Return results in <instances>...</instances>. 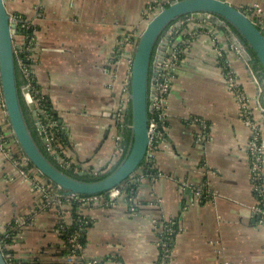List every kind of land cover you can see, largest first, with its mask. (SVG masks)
Masks as SVG:
<instances>
[{
    "label": "crops",
    "instance_id": "crops-1",
    "mask_svg": "<svg viewBox=\"0 0 264 264\" xmlns=\"http://www.w3.org/2000/svg\"><path fill=\"white\" fill-rule=\"evenodd\" d=\"M156 1L160 8L173 0H5L19 36L32 39L30 65L64 130L76 174L100 175L124 153L131 125L125 116L118 123L117 114L122 105L129 110L133 47ZM226 1L264 10V0ZM19 21L28 29L21 30ZM180 22L186 46L168 97L166 139L156 148L160 175L142 181L136 213L125 202L85 210L91 227L84 256L106 264H157L160 224L173 220L180 231L171 264H264V223L255 211L248 152L252 131L228 87L224 62L240 79L257 118L264 109L263 68L243 58L232 28L191 16ZM25 111L35 126V113L31 107ZM14 149L0 139V234L14 232L7 247L18 264H57L58 210L43 209L20 174ZM199 186L214 199L197 201L193 187Z\"/></svg>",
    "mask_w": 264,
    "mask_h": 264
},
{
    "label": "built area",
    "instance_id": "built-area-1",
    "mask_svg": "<svg viewBox=\"0 0 264 264\" xmlns=\"http://www.w3.org/2000/svg\"><path fill=\"white\" fill-rule=\"evenodd\" d=\"M245 12L259 28L264 30V10L261 6L254 5L247 8ZM17 19L15 18V21H17ZM19 22L22 23L20 25L21 30H23V28L28 29L24 21ZM180 27L181 24L174 25L164 38L163 44L168 50L161 63L160 71L157 77L152 80L150 88V145L148 156L144 162L145 165L141 168L142 171L135 174L128 181L130 184L127 183V186L145 178V169L149 166L153 167L157 150L156 148L160 147L166 139L169 116L168 97L176 79L177 68L185 53V47L182 48L174 43V38L180 35ZM21 37L24 38V42ZM28 40H32L28 35L19 36V30L17 27L14 35L15 58L17 70L23 81L22 92L24 102L28 106L35 105L38 131L43 137L49 156L61 168L70 169L72 163L66 156L65 134L63 128L59 126L58 121L53 116L52 108L50 107L48 99L40 92L39 87L37 86L33 68L30 65V51L33 47L32 43H29ZM124 41L130 42V39L126 38ZM216 54L219 59H223V56H225L220 51L216 52ZM224 71L228 87L234 93L241 114L252 131L251 140L248 144V152L251 166V180L254 192L258 199V205L255 211L261 216L262 223H264V109L262 107L259 108L262 118H257L251 107L252 100L246 94L236 73L230 71L225 62ZM124 116L125 107L122 105L117 114L118 123H122ZM193 122H200L204 125V128L208 129L204 121L201 119H194ZM12 136L13 133L6 115L0 86V139L6 140ZM205 136L206 135H204V137ZM18 163L20 174L29 181L33 192L40 196L43 209L50 207L57 208L59 217L57 230L60 237L66 232L67 227L71 226L75 221L79 224V230L69 237L68 241L62 239L61 249H66L67 245H70L72 253L70 256L64 257L63 264H81L82 261H85V264H98L99 259L86 260L84 256V247L80 243L81 233L89 229L91 225V220L87 218L85 210L99 206L115 207L118 203L125 202L131 212L136 213L137 208L139 207L138 192L135 195H133V193L129 194L127 193L128 188L119 187L106 192L105 195H66L62 193L59 188L55 187L51 182L42 177L36 169H30L25 158L20 157ZM159 175L160 174L157 172L155 177L157 178ZM183 186L187 187L186 184H183ZM193 192L197 201H202L205 197L208 199H214L213 194L210 190L206 189V186L193 187ZM75 213L77 214V219L74 218L73 214ZM179 231L180 229L178 228V225H176L173 220H168L163 222V224H160L158 238L160 257L157 264H171L173 241ZM8 237L9 234H0V249L5 251V257L9 264H18L15 262L12 254L5 250L7 248L6 238Z\"/></svg>",
    "mask_w": 264,
    "mask_h": 264
},
{
    "label": "water",
    "instance_id": "water-1",
    "mask_svg": "<svg viewBox=\"0 0 264 264\" xmlns=\"http://www.w3.org/2000/svg\"><path fill=\"white\" fill-rule=\"evenodd\" d=\"M189 16L222 29L232 28L236 36L233 41L239 46L243 58L247 62L254 59L264 71V30L243 9L234 7L226 0H173L168 6L159 8L146 21L132 57L129 110L133 140L130 151L124 162L109 176L88 181L78 179L56 165L44 153L33 134L18 82L14 45L18 25L12 22L5 0H0V86L6 115L21 151L41 176L66 195L92 196L124 186L139 171L148 156L150 145L151 79L157 77L168 50L159 45V41L172 24ZM156 50H159L157 56ZM29 107L35 111V105ZM77 175L86 176L84 173ZM0 264H9L1 249Z\"/></svg>",
    "mask_w": 264,
    "mask_h": 264
},
{
    "label": "trees",
    "instance_id": "trees-1",
    "mask_svg": "<svg viewBox=\"0 0 264 264\" xmlns=\"http://www.w3.org/2000/svg\"><path fill=\"white\" fill-rule=\"evenodd\" d=\"M165 6H168V3H166L165 4ZM149 19V16H148V18H147V20ZM180 32V31H179ZM182 40H183V37H180L179 35L176 37V38H174V43L176 44V45H178V46H180V47H185L186 45H185V42L184 43H181L182 42ZM136 43H137V41H135V44H134V47H135V45H136ZM133 47V48H134ZM252 55H253V57L254 58H256V55L252 52ZM184 56V55H183ZM182 59H183V57H182ZM258 65H260V64H258ZM262 68V67H261ZM17 73H18V82H19V85H20V87H21V91H22V86H23V81H22V79L20 80V78H21V76H20V74H19V72H18V70H17ZM24 99V98H23ZM25 103V102H24ZM25 105H26V103H25ZM27 107H29L28 105H26V108L25 109H27ZM50 107H51V105H50ZM52 108V107H51ZM52 113H53V116L56 118V120L58 121V118H57V116H56V114L54 113V110L52 109ZM125 122H126V126H129V125H131V115H130V110H126L125 111ZM58 124H59V121H58ZM59 126H60V124H59ZM61 127V126H60ZM32 130H33V134H34V136H35V138H37L36 140H38V144L40 145V147L42 148V150L44 151V153L53 161V159L49 156V154H48V152H47V150H46V147H45V144H44V146H42L41 145V142H43V140L41 139V137L40 138H38V135H39V132H38V129L36 128V127H32ZM63 132H64V130H63ZM125 136H126V140H125V142H124V153L122 154V157H121V159L118 161V163H116L110 170H108V171H105L104 173H101L100 175H95V176H85V177H80V176H78L75 172H73L72 170H70V169H63L64 171H66L67 173H69L70 175H72V176H74V177H76V178H78V179H81V180H88V181H93V180H101V179H103V178H106L107 176H109L111 173H113L123 162H124V160L127 158V155H128V153H129V151H130V148H131V144H132V140H133V136H132V132H131V129H129L128 127L126 128V131H125ZM41 139V140H40ZM6 141L7 142H9V143H11V144H15V145H17V143H16V139H15V137L14 136H12V137H10V138H7L6 139ZM44 143V142H43ZM65 146H66V142H65ZM21 153H22V155H20V154H17L16 153V156L18 157V162L20 161V157H23V158H25L26 159V157H25V155H24V153L21 151ZM27 160V159H26ZM55 164H56V162L55 161H53ZM145 162V161H144ZM27 163H28V166H29V168L30 169H36L34 166H33V164L29 161V160H27ZM57 165V164H56ZM145 164L143 163L142 165H141V168L144 166ZM59 166V165H58ZM60 167V166H59ZM61 168V167H60ZM141 168L139 169V171L138 172H140V171H142L141 170ZM37 170V169H36ZM137 172V173H138ZM157 170H156V168H155V164H154V162H153V167H147L146 169H145V178L143 179V180H139L138 182H136V183H132L131 185H129V186H127V183L124 185V186H121V187H124V188H128L127 189V193H129V194H131V193H133V195H135V194H137V192L139 191V188H140V186L142 185V181H144L145 180V182H151L153 179H155L156 177V175H157ZM137 173H135V174H137ZM43 177V176H42ZM45 178V177H44ZM45 179H47V178H45ZM131 179V178H130ZM129 179V180H130ZM48 180V179H47ZM49 182H51L50 180H48ZM52 183V182H51ZM53 184V183H52ZM128 184H130V183H128ZM54 185V184H53ZM55 186V185H54ZM55 187H57V186H55ZM58 188V187H57ZM106 193H102L101 195H105ZM100 195V194H99ZM74 215V218L75 219H77V214L75 213V214H73ZM90 227H91V225H90ZM89 227V228H90ZM79 230V224L75 221V223H73L71 226H69V227H67V229H66V232L63 234V235H61V241H62V239L63 240H65V241H68V238L69 237H71L74 233H76L77 231ZM87 231H88V229L87 230H85V231H83L82 233H81V236H80V243L82 244V246L83 247H85V244H86V235H87ZM12 233H14V232H12V231H10V233H9V237L12 235ZM6 238V244L7 243H9V241H10V238ZM71 246L70 245H67V248L66 249H61V250H59L56 254H55V256H56V261H57V264H63L64 263V257H66V256H70L72 253H71V248H70ZM6 250V252H9V250H8V247L5 249ZM2 252L4 253V255H5V251H3L2 250ZM10 253V252H9ZM87 260V259H86ZM15 262H16V260H15ZM81 262V261H80ZM85 261H82L81 262V264H85L84 263ZM17 263V262H16ZM107 263V260H99V263L98 264H106Z\"/></svg>",
    "mask_w": 264,
    "mask_h": 264
},
{
    "label": "rangeland",
    "instance_id": "rangeland-1",
    "mask_svg": "<svg viewBox=\"0 0 264 264\" xmlns=\"http://www.w3.org/2000/svg\"><path fill=\"white\" fill-rule=\"evenodd\" d=\"M156 3H157V4H156L157 6H155L156 8L152 10V12L150 13L149 17H150L152 14H154V12H156V11L158 10V9H157V8L159 7V6H158V2L156 1ZM175 24H178V22L175 23ZM169 30H170V29H168V31H169ZM168 31H167V32H168ZM166 34H167V33H165V35H166ZM165 35H164V36H165ZM136 41H137V40H136ZM13 136H14V135H13ZM16 143H17V141H16ZM14 153H17V154L22 155V153H21V148H20V146L18 145V143H17V145H15ZM12 256H13V255H12ZM13 258L15 259L14 256H13Z\"/></svg>",
    "mask_w": 264,
    "mask_h": 264
},
{
    "label": "bare ground",
    "instance_id": "bare-ground-1",
    "mask_svg": "<svg viewBox=\"0 0 264 264\" xmlns=\"http://www.w3.org/2000/svg\"><path fill=\"white\" fill-rule=\"evenodd\" d=\"M170 3V2H169ZM168 3V4H169ZM165 6V5H164ZM160 8H162V7H160ZM158 10H159V8H158ZM157 10V11H158ZM246 10H244V12H245ZM246 13V12H245ZM247 14V13H246ZM178 22V24H181L182 25V22H179V21H176L175 23H177ZM175 23L174 24H172L171 26H170V28L171 27H173L174 25H175ZM169 28V29H170ZM167 33V32H166ZM165 35V34H164ZM164 37V36H163ZM162 38L160 39V41H159V45H162L163 47H166L163 43H162ZM137 44V43H136ZM136 46V45H135ZM134 49H135V47H134ZM134 53V52H133ZM159 54V50H156V56ZM154 78L152 77V79H151V84H152V80H153ZM151 88V87H150ZM151 91V90H150ZM23 93V92H22ZM35 111H36V109H35ZM35 111H33L34 113H35ZM36 116V115H35ZM39 132V131H38ZM44 142V141H43ZM27 159V158H26ZM28 160V159H27ZM6 258V257H5Z\"/></svg>",
    "mask_w": 264,
    "mask_h": 264
},
{
    "label": "flooded vegetation",
    "instance_id": "flooded-vegetation-1",
    "mask_svg": "<svg viewBox=\"0 0 264 264\" xmlns=\"http://www.w3.org/2000/svg\"><path fill=\"white\" fill-rule=\"evenodd\" d=\"M32 111H33V110H32ZM33 113H34V112H33ZM35 117H36V116H34V118H35ZM35 120L37 121V118H36ZM35 126H36V128L38 129V125H37L36 122H35ZM35 126L32 125V127H35ZM40 137H41V139L43 140V137L40 135V132H39L38 138H40ZM41 139H40V140H41ZM43 141H44V140H43ZM41 145L44 146V143L41 142Z\"/></svg>",
    "mask_w": 264,
    "mask_h": 264
}]
</instances>
